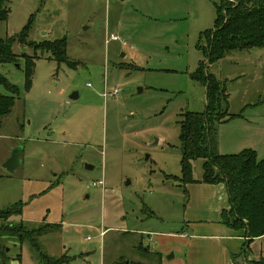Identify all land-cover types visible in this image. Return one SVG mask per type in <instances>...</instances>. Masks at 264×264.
<instances>
[{
    "label": "rangeland",
    "instance_id": "374dc122",
    "mask_svg": "<svg viewBox=\"0 0 264 264\" xmlns=\"http://www.w3.org/2000/svg\"><path fill=\"white\" fill-rule=\"evenodd\" d=\"M219 2L7 0L0 39L30 18L32 45L66 38L68 62L15 41L17 60L0 63L19 90L0 127V209L21 201L22 213L10 221L60 225L39 238L47 256L73 257L68 264H156L138 245L155 251L159 234L182 228L184 194L167 176H180V114L205 107V89L190 75ZM27 56L34 57L29 85ZM208 70L225 81L228 112L242 114L218 126L220 153L251 148L262 158L264 46L231 51ZM0 93L9 91L0 86ZM15 148L19 164L9 172L4 164ZM19 241L17 234L1 239L8 264H18V253L20 264H39Z\"/></svg>",
    "mask_w": 264,
    "mask_h": 264
},
{
    "label": "trees",
    "instance_id": "16d2710c",
    "mask_svg": "<svg viewBox=\"0 0 264 264\" xmlns=\"http://www.w3.org/2000/svg\"><path fill=\"white\" fill-rule=\"evenodd\" d=\"M7 0H0V21L8 18ZM216 7V19L212 29L205 30L202 35L205 41L202 47L203 59L196 70L190 75L191 79L205 87V107L201 112L184 111L180 114V176H167L178 182L185 201L189 183L218 184L223 183L226 189L229 209L221 211L222 223L230 228L244 230L246 240L242 250L247 249L254 238L264 235V156L258 158L256 151L246 148L238 153L221 154L217 149V128L222 123L242 117L241 113L228 112V93L225 81L219 80L210 73L208 67L225 57L231 51L264 46V0H220ZM32 18L23 26L18 34L0 39V63L15 62L16 55L12 44L17 41L21 46L29 45L35 51H50L58 62H68L66 56V38L53 41L31 43L27 41ZM33 56H27L25 82L30 84L33 75ZM70 64L75 66L77 63ZM0 86L9 94L0 93V127L2 119L7 116L19 94L18 88L11 84L0 73ZM202 159V177L194 178L193 162ZM23 210L21 201L0 209V263L8 264L5 246L1 244L4 236L17 234L20 248L27 241L35 253L39 264H68L73 257H49L40 247L39 238L60 228L58 224L45 223L42 226L29 228L22 222H12V215H20ZM145 253H152L160 264L159 253L151 252L149 248L138 245ZM245 251V250H244ZM18 253L15 257L20 264ZM122 258V257H120ZM119 258V259H120ZM121 260L114 264H118ZM122 264H142L124 259ZM246 264H264V258L258 261H247Z\"/></svg>",
    "mask_w": 264,
    "mask_h": 264
},
{
    "label": "crops",
    "instance_id": "0c3cea01",
    "mask_svg": "<svg viewBox=\"0 0 264 264\" xmlns=\"http://www.w3.org/2000/svg\"><path fill=\"white\" fill-rule=\"evenodd\" d=\"M202 163V159L193 162V175L197 180L202 177ZM198 165L200 172L196 175L194 168ZM185 187L188 196L183 210L184 225L174 233L159 234L155 251H151L159 253L160 264H245L264 258L263 237L254 238L249 247L242 250L246 240L244 230L222 223L221 211L229 209L223 183H189ZM171 251L170 257L167 256Z\"/></svg>",
    "mask_w": 264,
    "mask_h": 264
},
{
    "label": "water",
    "instance_id": "95a60500",
    "mask_svg": "<svg viewBox=\"0 0 264 264\" xmlns=\"http://www.w3.org/2000/svg\"><path fill=\"white\" fill-rule=\"evenodd\" d=\"M76 95L77 94L74 92L73 94H71L70 98L75 99ZM20 151H21L20 148L13 149L12 152H11V155L8 158V160L4 164L5 168L9 172H13L15 170V168L18 166Z\"/></svg>",
    "mask_w": 264,
    "mask_h": 264
},
{
    "label": "built area",
    "instance_id": "2783aa9c",
    "mask_svg": "<svg viewBox=\"0 0 264 264\" xmlns=\"http://www.w3.org/2000/svg\"><path fill=\"white\" fill-rule=\"evenodd\" d=\"M230 1H233V0H230ZM110 40L112 41H118L119 40V37L114 35V34H111L110 35ZM122 44H125L124 42ZM111 92H109L110 94ZM118 93V90L115 88L113 91H112V94H117ZM99 184L103 185V182L100 181Z\"/></svg>",
    "mask_w": 264,
    "mask_h": 264
}]
</instances>
